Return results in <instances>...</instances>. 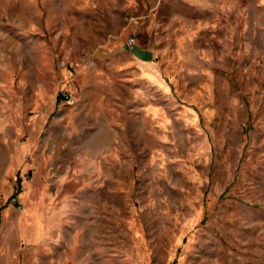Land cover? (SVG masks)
Returning a JSON list of instances; mask_svg holds the SVG:
<instances>
[{
	"label": "rangeland",
	"instance_id": "1",
	"mask_svg": "<svg viewBox=\"0 0 264 264\" xmlns=\"http://www.w3.org/2000/svg\"><path fill=\"white\" fill-rule=\"evenodd\" d=\"M1 207L0 264H264V0H0Z\"/></svg>",
	"mask_w": 264,
	"mask_h": 264
},
{
	"label": "built area",
	"instance_id": "2",
	"mask_svg": "<svg viewBox=\"0 0 264 264\" xmlns=\"http://www.w3.org/2000/svg\"><path fill=\"white\" fill-rule=\"evenodd\" d=\"M63 99L70 105H75L77 103V98L71 92L63 93ZM12 204L18 209L23 208V205L17 197L12 200Z\"/></svg>",
	"mask_w": 264,
	"mask_h": 264
},
{
	"label": "crops",
	"instance_id": "3",
	"mask_svg": "<svg viewBox=\"0 0 264 264\" xmlns=\"http://www.w3.org/2000/svg\"><path fill=\"white\" fill-rule=\"evenodd\" d=\"M2 208V207H1ZM0 208V209H1ZM3 212H4V210H3V208H2V210H0V214H3ZM2 227V228H1ZM6 226L3 224V221H2V217L0 216V228H1V230H0V243H2V242H4V240H5V235L3 234V233H6L5 231H4V228H5ZM5 256V254L2 252V250H0V263H2L3 261H2V258Z\"/></svg>",
	"mask_w": 264,
	"mask_h": 264
}]
</instances>
